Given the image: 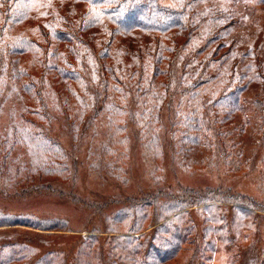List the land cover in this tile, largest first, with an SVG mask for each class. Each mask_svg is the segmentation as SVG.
<instances>
[{
  "label": "trees",
  "instance_id": "1",
  "mask_svg": "<svg viewBox=\"0 0 264 264\" xmlns=\"http://www.w3.org/2000/svg\"><path fill=\"white\" fill-rule=\"evenodd\" d=\"M163 1L0 0V97L8 81L6 95L13 97L21 108L19 120L7 125L8 135L0 146V173L6 169L2 174L5 182L29 181L34 191L44 184V179L62 176L65 180L71 168L64 159L67 155L63 154L61 143L38 131L33 118L43 123L54 114L79 123L92 110L93 114L84 120L85 125L89 118L98 116L94 112L100 110V100L109 107V125L113 130L120 129L115 109L126 105L123 99L135 100L141 108V121L136 122L134 130L145 137L159 124V117L147 111L157 109L160 95L179 92L183 96L179 108L185 101L187 112L176 109L171 125L174 133H181L180 142L190 145L188 149L199 145L202 134L203 142H209L205 134L210 118L217 129L225 124L226 113L231 115L236 110L233 106L238 105V95L244 90L238 85L241 80L234 75L228 78L224 69L226 59L218 60L213 75L204 71L192 74L186 62L181 73L173 70L187 53L193 56L191 65L197 64L198 56L206 54V49L188 50L199 27L191 18L189 6L193 0H171V5L166 6ZM188 75L192 78L184 86ZM74 108H79L81 115H74ZM178 113L184 114L182 118ZM218 135L223 134L218 131ZM156 140L157 136L152 143ZM15 148L18 151L13 156ZM104 163L107 171H117L112 161ZM227 197L239 199L234 195ZM176 200H169L159 192L130 206L128 215L133 222L126 230L138 233L149 229L141 236L115 234L124 225L120 224L107 229L115 235L104 242L99 236L84 235L74 255L46 250L36 262L166 264L187 244L194 249L190 264L196 260L201 264L211 258V249L217 243L226 244L225 216L213 214L212 207L201 202ZM195 204L204 205L197 208V220L194 219L199 228L186 211ZM260 206L264 211V206ZM138 213L144 219L152 215L143 230L137 227ZM121 221L114 217L111 222L117 225ZM10 225L27 228L42 238L48 235L42 231L58 229L56 222L46 227L24 219L0 221V227ZM3 251L19 255L12 248H0V264L27 261L19 256L10 258L6 255L9 252ZM261 252L264 258V249Z\"/></svg>",
  "mask_w": 264,
  "mask_h": 264
},
{
  "label": "rangeland",
  "instance_id": "2",
  "mask_svg": "<svg viewBox=\"0 0 264 264\" xmlns=\"http://www.w3.org/2000/svg\"><path fill=\"white\" fill-rule=\"evenodd\" d=\"M170 1L162 4L171 5ZM189 9L199 27L188 50L205 48L206 54H200L197 64L191 65L193 56L187 53L173 70L181 73L186 62L192 74L204 71L213 75L218 60L226 59L228 78L234 75L244 88L238 95V105L233 106L236 110L231 115L226 113L228 118L220 129L210 118L209 130L205 128L204 133L209 142H203L202 134L199 145L191 149L180 142L181 133H174L171 125L174 111L187 112L185 101L179 108L183 98L179 92L160 95L157 109L147 111L159 117V124L145 137L134 130L136 122L141 121V108L133 99L122 98L126 105L115 109L120 117L119 130L109 125V107L101 100L100 110L94 112L98 116L89 118L85 125L92 110L79 123L54 114L43 123L33 118L38 131L61 143L71 174L65 180L62 176L44 179V184L33 191L29 181L7 183L2 175L6 169L0 173V221L24 219L46 227L56 222L58 226L53 231H42L48 234L46 238L27 228L0 227V248L19 252L10 255V251H3L9 252L8 257L27 260L20 264H37L38 256L46 250L74 255L84 235L99 236L102 242L115 234L141 236L149 230L145 228L152 215L144 219L138 213L141 221H137V227L145 230L128 232L126 226L133 222L128 215L130 206L160 192L169 200L201 202L212 207L213 214L225 216L226 244L217 243L211 249V258L201 264H264L260 262L264 259V211L260 206H264V0H193ZM191 78H184L183 85H188ZM8 88L7 81L0 97V146L8 135L7 125L17 122L21 115L16 100L6 95ZM72 111L81 115L79 108ZM180 113L182 118L184 114ZM218 131L223 135L219 136ZM14 150L13 156L18 149ZM107 160L117 171L106 170ZM227 195L239 199L229 200ZM199 207L195 204L186 208L193 221L197 220ZM114 217L121 223L113 225ZM195 223L199 228L200 224ZM120 224L124 225L115 234L107 232ZM193 254L194 249L186 244L166 264H190Z\"/></svg>",
  "mask_w": 264,
  "mask_h": 264
}]
</instances>
